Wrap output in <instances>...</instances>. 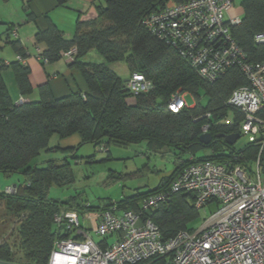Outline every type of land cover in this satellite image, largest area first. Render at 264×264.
<instances>
[{
  "label": "trees",
  "instance_id": "16d2710c",
  "mask_svg": "<svg viewBox=\"0 0 264 264\" xmlns=\"http://www.w3.org/2000/svg\"><path fill=\"white\" fill-rule=\"evenodd\" d=\"M180 1L183 0H101L95 4L97 17L77 21L71 37H65L53 23L38 30L34 39L41 48L37 57L43 65L58 60L62 50L76 47L70 65L81 71L86 84L83 91L55 97L44 82L36 88L38 98L16 104L2 68L11 66L19 95L30 96L33 89L29 83V67L18 60L4 64L0 59V174L24 176L23 182L15 185L13 194L0 188L5 210L22 214L16 222V237L0 242V260L46 264L59 234L54 215L68 208H76L80 213L84 209L75 196L60 200L48 195L51 185L64 186L73 181L67 158L48 159L43 166L32 162L41 151L49 149L48 142L54 134L59 138L78 134L77 146L83 143L94 147L129 146L144 142L153 152L168 150L175 169L154 188L118 199L122 209L137 210L143 197L167 190L178 171L195 160H221L236 154V160L250 168L258 151L257 143L236 148L215 136L237 130L217 121L230 110L226 101L231 91L247 82L244 74L232 67L214 81L205 80L174 48L150 35L142 25L146 15L169 2ZM241 4V21L231 25L230 31L247 60L261 61L264 43L255 42L254 35L264 31V0H241ZM10 42L17 54L25 57L20 42L16 39ZM92 49L101 54L104 61L83 60ZM122 59L127 62L130 74L140 72L152 81L153 88L149 92L134 96L127 91L126 80L108 65ZM200 91L205 96L204 102L200 100ZM177 92L191 93L195 103L178 112L169 110L167 101ZM129 98L134 103H130ZM206 112H210V117H205ZM204 123L212 124L213 139L208 144L199 141ZM206 150H210L207 155ZM198 152L202 153L197 155ZM87 204L85 209L88 210L100 208ZM149 213L162 237L167 239L180 229L192 230L189 223L198 217L200 210L194 206L191 193L175 192Z\"/></svg>",
  "mask_w": 264,
  "mask_h": 264
},
{
  "label": "built area",
  "instance_id": "2783aa9c",
  "mask_svg": "<svg viewBox=\"0 0 264 264\" xmlns=\"http://www.w3.org/2000/svg\"><path fill=\"white\" fill-rule=\"evenodd\" d=\"M235 1L169 2L146 15L142 25L205 80L214 81L232 67L244 74L247 82L231 91L226 101L230 110L217 123L234 126L248 143L258 144L254 170L238 162L236 154L221 160H195L177 173L167 190L143 197L137 210L119 208L117 200L88 210L85 202L86 226L76 208L62 210L53 218L59 234L46 264H264V59L247 60L233 38L231 25L241 17L228 19L226 13ZM12 32L15 37L16 31ZM254 41L264 43V31L255 33ZM75 52L71 46L61 55L72 61ZM16 58L25 63L20 54ZM125 86L136 96L149 92L153 83L133 72ZM27 101L19 95L15 103ZM187 106L184 93L177 92L167 101L173 112ZM211 127L204 123L201 133L211 132ZM15 189L12 185L4 191L13 194ZM175 192L191 193L199 210L212 202L218 208L199 228L180 229L164 239L149 212Z\"/></svg>",
  "mask_w": 264,
  "mask_h": 264
},
{
  "label": "rangeland",
  "instance_id": "374dc122",
  "mask_svg": "<svg viewBox=\"0 0 264 264\" xmlns=\"http://www.w3.org/2000/svg\"><path fill=\"white\" fill-rule=\"evenodd\" d=\"M235 3L234 7L227 13L228 19L242 16L241 2L237 0ZM4 52L6 59L3 60L7 61V57L10 58L13 55L11 47L6 46ZM83 60L102 62L104 58L95 49H92L83 57ZM108 65L122 79L126 80L129 77L130 71L125 60L111 61ZM9 73H4L7 86L12 83L8 77ZM184 97L189 106L195 103V98L191 93H184ZM200 100L205 101L202 91H200ZM247 143L246 135H240L234 146L242 148ZM48 148V150L41 151L32 162L38 166H43L48 159L62 161L67 158L74 176L73 181L68 185H51L48 190L49 197L66 200L75 196L76 201L87 202L97 207H101L104 202L116 201L130 194L133 188L137 186H142L141 190L146 186H155L160 174L170 171L174 167L173 157L168 150L152 152L147 149L144 142L129 146L110 144L109 147L104 148L94 147L91 143H83L77 146L75 151H71L73 148L66 146V143L63 144L60 138L54 134L49 139ZM201 153L198 152L197 155ZM205 153L206 155L209 154L210 150H206ZM73 154L75 157L72 156ZM250 168L254 170V160ZM138 169L142 173L133 175ZM23 179L24 176L21 173H14L7 177L0 174V188L4 190L7 186L23 182ZM217 208L216 202L206 205L200 210L198 217L189 223V227L192 229L199 228ZM21 215L7 212L0 200V242L2 240L10 241L16 237V222L21 218ZM94 238L98 239L99 236L94 235Z\"/></svg>",
  "mask_w": 264,
  "mask_h": 264
},
{
  "label": "crops",
  "instance_id": "0c3cea01",
  "mask_svg": "<svg viewBox=\"0 0 264 264\" xmlns=\"http://www.w3.org/2000/svg\"><path fill=\"white\" fill-rule=\"evenodd\" d=\"M97 1L99 2L101 0H63L62 3H58V0H0V59H6L4 49L6 46H10L13 55L10 58L8 56L7 61L12 62L17 60V52L10 40L16 39L20 42L25 53V64L29 67V83L33 89L30 96L23 95L28 101L33 98H38L36 88L44 82L48 83V87L55 97L86 89L85 80L81 71L72 67L70 65L71 61L65 57L61 56L58 60L46 63L45 65L41 63L37 57V49L40 47L35 43L34 35L38 30L44 29L48 23H53L65 37H71L75 31L77 21H88L97 17L95 5ZM238 1L241 2V0ZM235 4L236 3H234L232 7H234ZM230 10L231 9H229L228 12ZM227 13L226 17H228ZM13 30L16 31L15 37L13 36ZM3 68L2 75L4 80V73L10 72L8 77L12 80V83L10 86H7V88L8 90L10 89L9 92L15 101L20 92L14 81L12 68L11 66ZM128 101L134 103L131 98H129ZM60 140L63 144L66 143V146L72 148L76 147L80 142L78 134L60 138ZM165 151L167 150L165 149ZM175 166L174 164V167L170 171L159 173L160 177L156 185L163 177L170 174L175 169ZM141 173L142 171L138 169L133 175H140ZM155 186H146V188L142 190V186H137L126 196L136 192H144ZM110 202H104L102 206ZM81 215L83 216H81V223L86 226L84 219L85 214L81 213ZM111 240L112 239H109L108 241L110 242Z\"/></svg>",
  "mask_w": 264,
  "mask_h": 264
},
{
  "label": "water",
  "instance_id": "95a60500",
  "mask_svg": "<svg viewBox=\"0 0 264 264\" xmlns=\"http://www.w3.org/2000/svg\"><path fill=\"white\" fill-rule=\"evenodd\" d=\"M215 136H216V138L222 137L224 139V141L228 144H234L236 142V140L238 139L239 134L237 132L228 133V134L220 133V134H217ZM212 139H213V135L211 132H204V133H201L199 135V141L203 144H208L210 141H212ZM13 185L15 186L16 184H13ZM0 264H20V263L0 260Z\"/></svg>",
  "mask_w": 264,
  "mask_h": 264
}]
</instances>
